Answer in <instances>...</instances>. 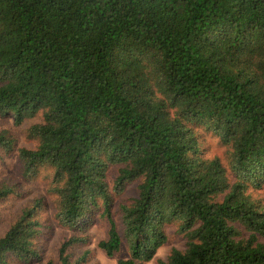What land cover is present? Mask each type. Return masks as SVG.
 Returning a JSON list of instances; mask_svg holds the SVG:
<instances>
[{"label": "trees", "instance_id": "1", "mask_svg": "<svg viewBox=\"0 0 264 264\" xmlns=\"http://www.w3.org/2000/svg\"><path fill=\"white\" fill-rule=\"evenodd\" d=\"M36 141L19 147L22 175L52 171L56 222L87 230L102 209L97 246L117 264H143L178 224L185 248L157 264H264V0H0V116ZM198 129L227 147L202 156ZM15 148L0 130V150ZM113 190L138 181L110 216ZM11 188H0V200ZM40 199L0 236V264L39 261ZM242 227L246 237H241ZM87 235L62 241L46 264H82Z\"/></svg>", "mask_w": 264, "mask_h": 264}, {"label": "rangeland", "instance_id": "2", "mask_svg": "<svg viewBox=\"0 0 264 264\" xmlns=\"http://www.w3.org/2000/svg\"><path fill=\"white\" fill-rule=\"evenodd\" d=\"M40 116L26 119L20 125H15L10 115L0 116V130H6L14 139L15 148L9 152L0 150V188L5 186L11 188V193L0 200V236L5 232L11 222L18 216L20 211L30 206L34 200H41L39 219L43 222V229L38 238V245L42 253L39 261L28 264H46L48 259H55L59 244L68 237L75 234L87 235V242L84 245L75 246L73 254L78 256L87 251L88 255L82 264H117L119 259L129 256L128 246L123 243L121 249L112 256H107L97 244L105 239L108 231V219L102 214V209L91 216V223L87 230L82 233L72 231L59 225L55 218L54 196L49 193L52 171L50 168L41 169L40 172L31 178L22 175V163L18 158L17 149L19 147L32 148L36 141L28 137L27 130L35 122L40 120ZM200 133V147L202 156L206 158L218 157L223 164H227V147L222 145L218 138L211 132L198 129ZM121 165H110L106 173V181L111 195L110 216L121 229V218L119 205L127 204L137 194L138 181L125 184L120 192L113 190L114 180L118 175ZM253 198L264 202V185L260 189H250ZM241 229V237L247 234ZM165 243L160 246L153 259L143 264H157V260H165L172 248L182 250L185 248L186 238L179 230L178 224L172 223L165 227ZM264 241V239H260ZM8 264H21L14 258L8 260Z\"/></svg>", "mask_w": 264, "mask_h": 264}]
</instances>
